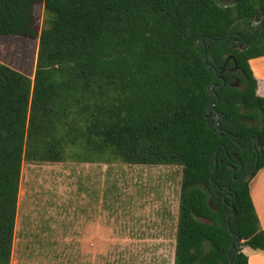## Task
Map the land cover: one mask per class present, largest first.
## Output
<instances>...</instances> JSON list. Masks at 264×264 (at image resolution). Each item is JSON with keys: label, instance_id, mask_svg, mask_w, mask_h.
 Wrapping results in <instances>:
<instances>
[{"label": "trees", "instance_id": "obj_1", "mask_svg": "<svg viewBox=\"0 0 264 264\" xmlns=\"http://www.w3.org/2000/svg\"><path fill=\"white\" fill-rule=\"evenodd\" d=\"M262 27L264 0H0V36L39 41L33 77L0 61V264L12 262L26 162L181 166L174 264H248L244 246L264 250L250 190L264 168V97L250 65L264 36L244 50L229 36L253 41ZM229 55L243 87L229 66L220 72ZM215 102L225 134L209 127ZM253 137L257 150H244Z\"/></svg>", "mask_w": 264, "mask_h": 264}, {"label": "rangeland", "instance_id": "obj_2", "mask_svg": "<svg viewBox=\"0 0 264 264\" xmlns=\"http://www.w3.org/2000/svg\"><path fill=\"white\" fill-rule=\"evenodd\" d=\"M38 44L0 36V61L33 77ZM181 183L177 165L26 162L14 264H174Z\"/></svg>", "mask_w": 264, "mask_h": 264}, {"label": "crops", "instance_id": "obj_3", "mask_svg": "<svg viewBox=\"0 0 264 264\" xmlns=\"http://www.w3.org/2000/svg\"><path fill=\"white\" fill-rule=\"evenodd\" d=\"M250 65L252 72L258 81V94L264 97V56L253 58L250 60ZM250 190L253 203L259 216L260 226L264 230V168L252 178L250 182ZM91 242H93V240ZM80 243L82 244L84 242L81 241ZM85 243L87 244L86 249L89 251V241ZM84 247V244L81 245L82 249ZM71 248L73 249V246ZM76 250L75 252H77ZM91 251L93 255L94 253H96V255L99 253L94 242L91 245ZM243 252L249 257L248 264H264V250H255L249 246H244ZM67 260H69V258ZM11 264H14V247Z\"/></svg>", "mask_w": 264, "mask_h": 264}, {"label": "flooded vegetation", "instance_id": "obj_4", "mask_svg": "<svg viewBox=\"0 0 264 264\" xmlns=\"http://www.w3.org/2000/svg\"><path fill=\"white\" fill-rule=\"evenodd\" d=\"M220 3H222V4H224V3H226V5H228V4H233V3H237V2H239V1H241V0H218ZM252 25V27H256L257 25H258V23H256L255 22V20H254V22L251 24ZM242 31H243V33L246 35V36H248V37H254V31H253V29L251 28V27H248V26H243V28H242ZM229 36H232V38H233V41H234V43H235V45H234V48L235 49H239V50H244V49H246L247 47H249L251 44H253V43H255V42H258V41H260L261 40V38L264 36V27H262V28H260V30H259V33H258V36L253 40V41H248L247 39H245L239 32H232V33H230L229 34ZM230 56H233V55H229V56H227V58L225 59V61L223 62V64H221L220 65V68L222 67V66H224L225 65V67H230L228 70H230V72L233 74V77H232V79H231V83H234V82H239L240 83V87H243V83H242V81L240 80V78L238 77V76H236V75H239V74H244L243 73V71L242 70H240L239 68H236V69H234L235 68V66H236V63H237V60H234V59H229L228 60V58L230 57ZM235 57V56H234ZM236 59V58H235ZM228 60V62L226 63V61ZM216 63V61L214 62V64ZM226 63V64H225ZM237 65H238V63H237ZM220 72L221 73H224V72H226V69H225V71L224 72H222L221 70H220ZM220 76V75H219ZM221 77V76H220ZM219 77V78H220ZM221 78H223V77H221ZM220 78V79H221ZM223 79H225V78H223ZM222 80V79H221ZM225 81H226V79H225ZM221 113V112H220ZM212 117H213V120H215L216 118L213 116V113H212ZM220 119H221V121L223 120V116H222V113H221V117H220ZM212 120V121H213ZM226 120V119H225ZM221 121H220V123H221ZM254 122V121H253ZM220 123H219V125H220ZM254 138V137H253ZM252 140V139H251ZM250 140V141H251ZM252 143L253 144H255V146L254 145H251L253 148H254V150H257V147L259 146V140L257 141V142H254V141H252ZM237 158V157H236ZM234 164H233V166L235 167L236 165H238L239 166V168L238 169H235V172H234V174L237 172V171H241V170H239L240 169V165L238 164L239 162H240V160H239V158H237V160L235 159L234 161ZM244 167V166H243ZM247 172H245V174H246Z\"/></svg>", "mask_w": 264, "mask_h": 264}, {"label": "water", "instance_id": "obj_5", "mask_svg": "<svg viewBox=\"0 0 264 264\" xmlns=\"http://www.w3.org/2000/svg\"><path fill=\"white\" fill-rule=\"evenodd\" d=\"M261 15H262V12H261V11H258V12L256 13V16H255V22H256V23H259V22L261 21ZM229 59H234V60H236L234 56H230V57L228 58V60H229ZM205 60H206V61L210 60L209 62H207V67H208V68H211V67L214 66V62H215L214 56H213L211 53H208V52H207V48H205ZM228 60L226 61V63L228 62ZM226 63H225V64H226ZM236 68H238L237 63H236V66H235L234 69H236ZM225 69H226L225 65L221 67V71H222V72H224ZM214 70H215L216 73H218V69H217V68H214ZM220 78H221V77H220ZM221 79H222L221 86H223V85H225L226 81H225V79H223V78H221ZM231 85L234 86V87H240V83H239V82L231 83ZM214 89H215V87H211V90H212V91H213ZM215 104H216V102H215V103H212V104L208 107V112H209V113L212 112V113H213V116L216 118L215 120H213V121H211V122L209 123V127H210L211 129H213V128L216 127V128L222 133V134H225V133H227V132H226L223 128H221V127L219 126V123H220V121H221V119H220V117H221V113L215 108ZM226 118H227V116L224 115V116H223V120H225ZM258 140H259L258 137H254V138H252V140L248 143V145L245 146V147H243L244 150L249 149L251 145H254V146H255V144H253L252 141L257 142ZM217 164H218V163H217V161H216V167H217ZM238 164L240 165V169H239V170H241V169L243 168V164H242L241 162H239ZM257 166H258V157H257V161H256L255 166L252 167V168H250V169L248 170V172H249L250 174L253 173V172L256 170ZM212 181H213V179H212ZM224 190H225V189H224ZM233 196H235V195H233ZM235 212H236V211H235V208H232L231 215L235 216ZM233 234H234V233H233ZM239 242H241V237L237 236L236 239L232 242L231 247H230V250H229V257H230V258L232 257V255H233V253H234V251H235V249H236V243H239Z\"/></svg>", "mask_w": 264, "mask_h": 264}, {"label": "bare ground", "instance_id": "obj_6", "mask_svg": "<svg viewBox=\"0 0 264 264\" xmlns=\"http://www.w3.org/2000/svg\"><path fill=\"white\" fill-rule=\"evenodd\" d=\"M10 45V44H9Z\"/></svg>", "mask_w": 264, "mask_h": 264}]
</instances>
